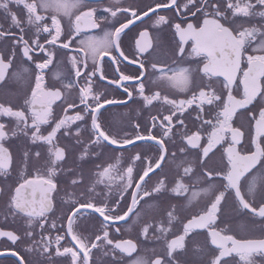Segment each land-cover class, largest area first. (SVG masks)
I'll list each match as a JSON object with an SVG mask.
<instances>
[{
    "label": "snow or ice",
    "instance_id": "1",
    "mask_svg": "<svg viewBox=\"0 0 264 264\" xmlns=\"http://www.w3.org/2000/svg\"><path fill=\"white\" fill-rule=\"evenodd\" d=\"M0 15V40L11 41L0 87L21 81L20 103L0 102V217L19 225L0 238L15 264H264V0H0ZM149 20L130 59L122 37ZM128 101L149 112L143 125L105 127L108 106ZM138 141L156 155L136 151L121 169ZM109 149L115 163H96ZM77 150L79 164L65 167ZM88 163L97 171L86 184ZM165 163L178 173L172 187ZM165 198L187 204L169 203L135 239L114 238L115 222L137 224ZM84 213L100 225L87 236ZM150 235L159 251L141 247Z\"/></svg>",
    "mask_w": 264,
    "mask_h": 264
},
{
    "label": "flooded vegetation",
    "instance_id": "2",
    "mask_svg": "<svg viewBox=\"0 0 264 264\" xmlns=\"http://www.w3.org/2000/svg\"><path fill=\"white\" fill-rule=\"evenodd\" d=\"M105 4L108 3V0H104ZM151 0H125V4L128 3H132V4H141V3H150ZM166 14H168L169 16L173 15L172 12H167ZM151 15V14H150ZM0 19H2V15H0ZM137 24H139V22L137 21ZM151 24V21H147L146 24L144 25H140L138 28L137 27H133L131 28V31L127 32V35L123 36V48L126 52V54L129 55V58L131 59L132 57V53L135 50V41L136 39L139 38V32L144 28V27H148ZM149 32L153 34L154 36V30L151 29L149 27ZM98 31V30H97ZM127 31V30H126ZM11 44L10 40H0V51L5 50L9 45ZM125 64L127 65V67L124 69L126 74H135L136 70L138 68V65L136 64H131L129 62H125ZM17 68L18 71L21 70V66H20V62L19 60L17 61V64L15 66ZM193 68L196 67L195 64L192 65ZM109 75H111V73H109ZM198 78V77H197ZM107 81H102L100 82V84L97 86L96 90L100 91V90H104L103 89V85L106 84ZM128 83H135V81L132 82H128ZM21 86V81L19 80H15V78H13L12 80H9L8 84L4 85L3 87H0V102H4L5 104H7L8 102H12L14 104H19L20 101L16 98L15 95H13V93H15L16 91H18V89ZM165 92H167V94H169L170 98H177V99H182L185 98L184 94H180L178 93L176 90L174 89H165ZM107 92L111 97H115L118 100H122L125 99V97L122 95V89L121 90H116L114 87H110L107 89ZM72 96L75 97L76 96V92L73 91ZM60 101H57V104H59ZM155 103V102H154ZM55 108V105L53 106ZM110 107V112L106 113V123H105V127H112V128H117L120 127L121 124L124 127H127L128 131L131 133L132 132V128H131V124L135 123V122H139L143 125L144 120L148 118L149 116V112L144 110L142 108V105L140 102H132V101H128V106L127 107H122L119 105H113V106H108ZM138 111H139V115H138ZM158 111V108H152L151 109V113L155 114ZM69 114H74L71 110L69 111ZM117 114L115 116V119H113V115ZM127 114V115H124ZM194 115V114H193ZM3 120H7L8 118H0ZM189 123V127L191 128V122L188 121ZM9 126V130H10ZM83 139H87V134L85 133L83 136ZM61 145L64 144H73L74 141L71 140H62L60 141ZM177 143L179 144V140L177 139ZM137 144H141L140 148H134L133 146H128V151L124 153L123 158L121 160V169L124 168L127 164H128V157H130L134 152L136 151H144V150H148V155L154 157L156 155L155 149L154 148H149V146L147 145H143L141 142H137ZM7 146V144H6ZM16 147L17 144L14 142L12 144V151L15 153L16 151ZM79 155V151H73L70 152L68 154V156L66 157L67 159V164L64 165L65 167H75L77 164H79V161L77 159ZM119 155V153H113L111 152V150H106L105 155L96 163H99L103 166H107L108 163H115V156ZM219 159V153H217V156L214 158V160H218ZM139 163V162H137ZM213 163L210 162L209 163V167H213ZM84 170H85V183H89L93 178H94V172L97 171V169L95 168V165L93 163H88L83 165ZM102 170V169H99ZM159 171V170H158ZM165 174H167V183L169 185V187H172V181L174 178H176L178 176V173L176 172V170L174 169V167L171 164L165 163L163 166V171L160 173V176H164ZM151 175V174H150ZM160 176H152V179L148 182V187L151 188L153 186V184L160 178ZM186 183H188V181H185ZM105 190V185L104 184H100L97 188V191H104ZM79 191V190H78ZM147 199V198H146ZM160 206L156 209V210H149L147 208V206L144 207V209L141 212V221L137 224H132L131 220H128L127 222L125 221H119V222H115L117 226L121 227V233L117 234L114 238H136L140 227L145 224V223H149V222H153V221H159L161 220L164 215H165V209L167 208L169 203L172 204H177L178 206L180 204H187V201H181V200H171L169 201L167 198H165L163 201H159L157 202ZM195 203V202H194ZM203 206L202 203L200 204H196L195 207H191V212H196L199 208H201ZM126 210V209H125ZM91 212V210H89V213ZM190 213H184L183 215H189ZM96 216H98V213L95 214ZM183 215L181 216V218H183ZM88 216V213H84L77 221L78 224H80L83 221V228H86L87 231H84L83 234L85 236L89 235L90 232L92 230H94V228H99V221L98 220H94V219H89L86 220L85 217ZM100 220H102L103 218H99ZM236 219H240V217H237ZM131 226V233H129L128 231H126V229ZM0 228H3L5 230H12L14 228H19V225H14L11 223V220L9 218L8 222H5L3 217H0ZM112 232H114V229H111ZM253 235H257V234H253ZM70 239V238H69ZM6 238H0V264H15L16 261V257L11 255L10 251H5L6 248H8V243L5 242ZM141 247H148V248H152V247H157V250L159 251V246L155 243L153 237L150 235L149 240L145 243L142 244Z\"/></svg>",
    "mask_w": 264,
    "mask_h": 264
}]
</instances>
